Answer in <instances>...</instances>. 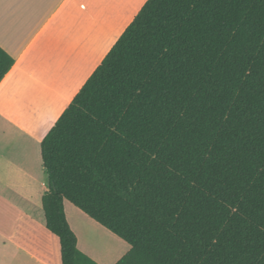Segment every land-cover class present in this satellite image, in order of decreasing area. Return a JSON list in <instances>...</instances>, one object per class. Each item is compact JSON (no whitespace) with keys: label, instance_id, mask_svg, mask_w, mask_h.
Instances as JSON below:
<instances>
[{"label":"trees","instance_id":"1","mask_svg":"<svg viewBox=\"0 0 264 264\" xmlns=\"http://www.w3.org/2000/svg\"><path fill=\"white\" fill-rule=\"evenodd\" d=\"M40 156L61 264H97L64 201L129 246L115 264H264V0H147Z\"/></svg>","mask_w":264,"mask_h":264},{"label":"crops","instance_id":"2","mask_svg":"<svg viewBox=\"0 0 264 264\" xmlns=\"http://www.w3.org/2000/svg\"><path fill=\"white\" fill-rule=\"evenodd\" d=\"M109 2L0 0V48L14 60L0 81V264H61L41 207L48 186L40 141L50 128L35 134L16 117L41 126L53 116L55 123L77 93L78 69L92 61L113 18Z\"/></svg>","mask_w":264,"mask_h":264},{"label":"rangeland","instance_id":"3","mask_svg":"<svg viewBox=\"0 0 264 264\" xmlns=\"http://www.w3.org/2000/svg\"><path fill=\"white\" fill-rule=\"evenodd\" d=\"M146 1L147 0H110L109 4H111L113 8V18L108 24V28L106 29L102 41L98 44L96 51L93 52L92 61L78 69L77 93L92 72L101 63L118 37L132 22ZM16 118L19 123L35 134H42L54 125V121H52L53 116L47 117L43 122L45 125L41 126H33L25 120L26 118ZM67 207L74 211V214L69 216V221L77 234L78 248L82 250V253L85 252L89 254L91 259L93 258L92 260L97 264H99L98 262L100 260L106 264H112L121 254H124L129 250V246L125 242L107 230L101 228L78 209L68 203Z\"/></svg>","mask_w":264,"mask_h":264}]
</instances>
